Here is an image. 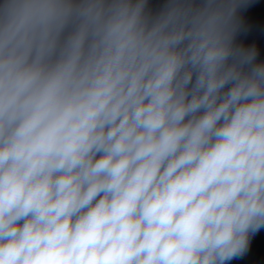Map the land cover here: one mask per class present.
Wrapping results in <instances>:
<instances>
[{
	"label": "clouds",
	"instance_id": "1",
	"mask_svg": "<svg viewBox=\"0 0 264 264\" xmlns=\"http://www.w3.org/2000/svg\"><path fill=\"white\" fill-rule=\"evenodd\" d=\"M260 262L264 0H0V264Z\"/></svg>",
	"mask_w": 264,
	"mask_h": 264
},
{
	"label": "water",
	"instance_id": "2",
	"mask_svg": "<svg viewBox=\"0 0 264 264\" xmlns=\"http://www.w3.org/2000/svg\"><path fill=\"white\" fill-rule=\"evenodd\" d=\"M260 256H261L260 247H259V244L257 243L255 249L250 250L249 256L246 257L245 259L248 261H258L259 262ZM260 264H264V262H260Z\"/></svg>",
	"mask_w": 264,
	"mask_h": 264
}]
</instances>
